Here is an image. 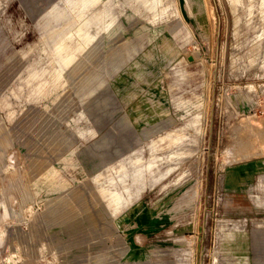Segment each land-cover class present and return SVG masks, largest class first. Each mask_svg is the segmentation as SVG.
Masks as SVG:
<instances>
[{
    "label": "rangeland",
    "instance_id": "rangeland-1",
    "mask_svg": "<svg viewBox=\"0 0 264 264\" xmlns=\"http://www.w3.org/2000/svg\"><path fill=\"white\" fill-rule=\"evenodd\" d=\"M0 145V264H264V0H0Z\"/></svg>",
    "mask_w": 264,
    "mask_h": 264
},
{
    "label": "crops",
    "instance_id": "crops-1",
    "mask_svg": "<svg viewBox=\"0 0 264 264\" xmlns=\"http://www.w3.org/2000/svg\"><path fill=\"white\" fill-rule=\"evenodd\" d=\"M50 54V53H46ZM64 65V64H60ZM66 67V65H64ZM50 69V64L47 61V67L46 68H40V69H34L32 71L28 72L27 81L36 83L35 86V94L37 96L44 97L46 96L47 92L49 93V89L46 88V86H50L48 78H46V74L44 73L45 70ZM42 92V94H41ZM48 95V94H47ZM7 106V104H5ZM11 113H8L10 115ZM239 141V139H236L232 142L231 145H229V162H235L231 163L230 165H226L228 167L226 172V177L228 176H237L240 172H248L251 174L254 173H260L261 168H256L254 165L250 168L246 166H242L239 168V147L236 146V142ZM1 146V145H0ZM3 147V146H1ZM67 152H65L62 156L58 157L57 160L52 161L49 165H47L44 169L40 170L34 177H32L29 181V189H24L22 187H19L17 190L19 192V196H25L27 191L29 193V197H31L33 200H43V201H50L60 196L61 192L64 191L63 189L66 188V183L71 181L70 179L73 177H77L79 174L84 175H90L96 168V162L95 161H84L80 156L74 157H67L65 158ZM261 154H257L254 156H250L249 158L241 159V160H248L252 157L259 156ZM262 155H264L262 153ZM261 166H264V162L260 163ZM61 168V169H60ZM62 171V172H61ZM259 181L262 183V180L264 178V175H261L259 177ZM264 186V184L262 183ZM238 184L235 185L237 187ZM22 189V191H19ZM58 196V197H59ZM5 213L9 214V209L5 208ZM77 228L76 225L73 227H70V229Z\"/></svg>",
    "mask_w": 264,
    "mask_h": 264
},
{
    "label": "bare ground",
    "instance_id": "bare-ground-1",
    "mask_svg": "<svg viewBox=\"0 0 264 264\" xmlns=\"http://www.w3.org/2000/svg\"><path fill=\"white\" fill-rule=\"evenodd\" d=\"M177 8V7H176ZM191 61V60H190ZM261 131V130H260ZM259 131V132H260ZM255 134V133H254ZM257 135V134H256ZM263 136V135H262ZM249 137V136H248ZM250 138H251V135H250ZM251 140V139H250ZM260 141V140H259ZM239 142H240V140H239ZM241 142H242V140H241ZM241 142L239 143V144H241ZM242 143H244V142H242ZM238 144V143H237ZM238 147V146H237ZM250 147V146H249ZM252 147V146H251ZM250 147V148H251ZM252 149H254V148H252ZM243 150H245V148H243ZM247 150V149H246ZM247 152V151H246ZM249 152V151H248ZM242 153V152H241ZM243 153H245L244 151H243ZM251 153V152H250ZM251 155V154H250ZM245 156V155H244Z\"/></svg>",
    "mask_w": 264,
    "mask_h": 264
},
{
    "label": "water",
    "instance_id": "water-1",
    "mask_svg": "<svg viewBox=\"0 0 264 264\" xmlns=\"http://www.w3.org/2000/svg\"><path fill=\"white\" fill-rule=\"evenodd\" d=\"M189 60H191V59H189Z\"/></svg>",
    "mask_w": 264,
    "mask_h": 264
}]
</instances>
